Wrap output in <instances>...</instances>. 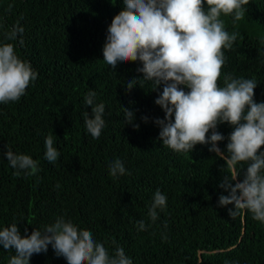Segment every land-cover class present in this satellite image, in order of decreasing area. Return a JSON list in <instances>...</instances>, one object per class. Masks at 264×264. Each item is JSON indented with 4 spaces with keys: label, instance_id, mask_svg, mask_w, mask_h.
Returning a JSON list of instances; mask_svg holds the SVG:
<instances>
[{
    "label": "trees",
    "instance_id": "1",
    "mask_svg": "<svg viewBox=\"0 0 264 264\" xmlns=\"http://www.w3.org/2000/svg\"><path fill=\"white\" fill-rule=\"evenodd\" d=\"M122 8V0H0V43H13L38 73L19 101L0 103V230L15 223L21 236L30 235L63 217L91 231L110 253L123 247L133 264H264V224L248 210L231 218L234 204L218 206L219 196L228 195L219 187L223 177L238 172L242 181L248 166L227 165L232 127H217L225 137L217 142L223 156L210 152L211 144H197L187 153L170 149L154 122L165 115L154 103L162 87L152 91V82L140 81L129 91L127 80L142 79L137 72L142 64L129 61L115 69L103 60L107 28ZM245 8L240 21L221 14L225 29L239 36L224 50L218 83L223 86L229 73L254 78L259 103L264 102V0H249ZM17 21L24 28L22 44L21 37L5 39ZM89 91L96 92L93 106L105 104V127L95 139L83 116H91L84 102ZM124 108L134 112L138 129L125 123ZM50 133L60 153L55 163L44 155ZM8 148L31 156L40 170L17 176L3 155ZM117 158L126 173L112 177L109 165ZM157 189L167 206L157 209L153 223L148 212ZM138 221L146 230H138ZM13 255L14 249L0 247V264ZM29 264L67 261L49 245Z\"/></svg>",
    "mask_w": 264,
    "mask_h": 264
},
{
    "label": "clouds",
    "instance_id": "2",
    "mask_svg": "<svg viewBox=\"0 0 264 264\" xmlns=\"http://www.w3.org/2000/svg\"><path fill=\"white\" fill-rule=\"evenodd\" d=\"M122 3V10L107 28L103 60L115 69L129 61L142 64L137 68L143 74L142 79L127 80L129 91L140 81L152 82V91L162 87L154 103L165 115L154 122L160 128L158 138L170 149L187 153L197 144H211L209 151L223 156L225 152L217 147V142L225 137L217 127L225 123L232 127L226 144L227 165L235 168L237 164L247 163L248 166L242 181L238 172L223 177L219 187L228 195L219 196L218 206L234 204V209H228L231 218L241 210H248L254 220L264 224V151L261 150L264 102L254 99L258 83L254 78H236L231 73L224 75L223 86L218 83L227 60L224 50H231L239 36L238 32L229 33L225 29L221 14L231 15L234 22L240 21L249 0H122ZM23 32L17 21L5 39L16 41L21 37L22 44ZM37 76L31 64L17 55L13 43H0V103L19 101ZM95 97V91L85 96L91 116L88 112L83 114L87 132L94 139L100 137L105 127V104L93 106ZM124 116L125 123L139 128L133 123V111L124 108ZM141 119L148 122L147 116ZM53 145L50 133L45 139L44 154L50 163H55L60 155ZM3 155L17 170V176L21 171L34 175L40 170L39 162L29 155L16 154L10 148ZM125 173L119 158L109 165L112 177ZM166 206L167 197L157 189L148 212L153 223L158 219L157 209L164 211ZM137 224L138 230H146L144 221ZM49 245L67 264H133L123 247L117 245L114 253H110L104 243L94 239L91 231L80 229L63 217L45 226L43 231L34 228L30 235L21 236L15 223L0 230V247L15 250L8 264H29L33 254L47 253Z\"/></svg>",
    "mask_w": 264,
    "mask_h": 264
}]
</instances>
